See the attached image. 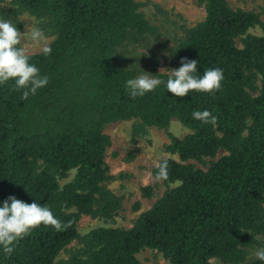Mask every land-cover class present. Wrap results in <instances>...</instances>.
I'll use <instances>...</instances> for the list:
<instances>
[{
	"label": "trees",
	"instance_id": "trees-1",
	"mask_svg": "<svg viewBox=\"0 0 264 264\" xmlns=\"http://www.w3.org/2000/svg\"><path fill=\"white\" fill-rule=\"evenodd\" d=\"M22 10L53 19L50 56L31 54L48 85L28 100L9 81L0 85V202L10 196L49 207L59 230L40 226L0 250V264H141L144 249L170 264H264L248 260V249L264 246V23L258 13L233 8L227 0H197L206 17L183 27L176 49L198 60V75L223 71L212 93L174 97L164 85L131 98L125 88L134 70L115 52L128 42L157 33L138 0H14ZM161 10L160 8H158ZM0 7V18H6ZM257 25L262 35L249 33ZM241 41L242 46L238 45ZM161 79L167 77L162 75ZM208 110L215 123L192 118ZM140 119L168 128L178 119L191 132L170 133L167 178L175 183L142 212L132 227H96L81 236L83 215L112 218L120 200L105 187L113 178L106 162L112 144L105 127ZM221 151L225 154L218 157ZM218 157L217 159H214ZM207 169L191 160L204 162ZM159 165V164H158ZM158 165L153 168L157 178ZM72 179L61 184V180ZM152 197L153 187L142 189ZM82 246L57 260L73 241Z\"/></svg>",
	"mask_w": 264,
	"mask_h": 264
},
{
	"label": "rangeland",
	"instance_id": "rangeland-1",
	"mask_svg": "<svg viewBox=\"0 0 264 264\" xmlns=\"http://www.w3.org/2000/svg\"><path fill=\"white\" fill-rule=\"evenodd\" d=\"M141 10L150 22L158 28L157 33L142 37L138 41H131L121 46L119 50L126 54L134 53L139 57L142 51H147L139 58L128 57L122 53L116 54V61L123 67L134 70L136 75L144 70L158 74L162 68L165 75L171 68H177L176 49L179 40L183 36L184 26H194L206 17L204 4L197 0H138ZM233 8L254 11L259 14L264 23V0H227ZM0 7L6 13V19L17 23L18 29L23 32L30 25L39 27L48 37V46L55 38L53 19L48 15H39L20 9L14 0H0ZM160 8L161 10H159ZM249 33L262 35L263 29L257 25L249 30ZM238 45L242 46L241 41ZM29 47V55L41 52L40 47ZM143 68H142V67ZM170 68V69H167ZM167 77V76H166ZM105 132L110 135L112 144L107 150L106 162L113 176L105 182V187L113 192L120 200L118 212L109 219L91 215H83L79 222L78 230L81 236L100 226L130 228L139 215L150 209L167 189L176 186L175 183L157 179L153 175V168L157 166L161 158H174L178 155L167 151V145L171 142L169 134L183 138L191 130L178 119H173L168 128L147 126L140 119L118 121L105 127ZM221 151L218 155L225 154ZM218 157L214 158L217 159ZM212 158H206L204 162L191 160L199 168L207 169ZM72 172L69 179L61 180L63 185L74 176ZM153 187L154 194L147 197L143 194L144 187ZM260 241L264 243V236ZM82 246L80 240L73 241L66 249L61 251L57 260L68 259L71 254ZM258 246L248 249V260L255 258L254 252ZM141 264H170L169 260L154 249H144L138 254ZM213 264L226 263L219 258L212 259Z\"/></svg>",
	"mask_w": 264,
	"mask_h": 264
},
{
	"label": "clouds",
	"instance_id": "clouds-1",
	"mask_svg": "<svg viewBox=\"0 0 264 264\" xmlns=\"http://www.w3.org/2000/svg\"><path fill=\"white\" fill-rule=\"evenodd\" d=\"M48 37L43 30L30 25L26 31L21 32L17 23L11 19L0 18V85L9 81L14 83L15 90L21 93V99L28 100L35 96L39 90L49 83V77L42 75L40 68L31 62L29 47H40L42 55L48 57L52 48L46 46ZM148 51V50H147ZM147 51H142L141 57ZM122 53L128 57H137L134 53L126 54L117 50L115 54ZM142 67V66H141ZM143 68V67H142ZM162 68L158 74H152L143 69L138 75L127 79L125 88L131 98L144 97L150 92L164 85L168 93L174 97H186L190 92L212 93L222 86L223 71L219 68H209L203 75H198V60L181 59V66L170 69L165 73L167 79H161ZM192 118L202 122L215 123V117L208 110L192 112ZM167 159L161 158L157 179L167 178ZM41 224L52 226L59 230L60 222L54 217L51 209L34 200L32 203L10 196L0 202V250L11 254L16 242ZM260 239V237H256ZM254 256L264 261V246L258 247Z\"/></svg>",
	"mask_w": 264,
	"mask_h": 264
}]
</instances>
